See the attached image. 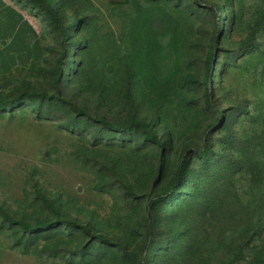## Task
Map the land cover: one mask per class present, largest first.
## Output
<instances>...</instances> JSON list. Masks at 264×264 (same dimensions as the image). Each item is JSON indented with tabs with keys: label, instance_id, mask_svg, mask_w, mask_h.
<instances>
[{
	"label": "rangeland",
	"instance_id": "rangeland-1",
	"mask_svg": "<svg viewBox=\"0 0 264 264\" xmlns=\"http://www.w3.org/2000/svg\"><path fill=\"white\" fill-rule=\"evenodd\" d=\"M2 1L32 41L0 57V96L19 99L0 109V207L53 224L28 233L0 215V264L264 256V0Z\"/></svg>",
	"mask_w": 264,
	"mask_h": 264
},
{
	"label": "trees",
	"instance_id": "trees-1",
	"mask_svg": "<svg viewBox=\"0 0 264 264\" xmlns=\"http://www.w3.org/2000/svg\"><path fill=\"white\" fill-rule=\"evenodd\" d=\"M43 8L46 11V16L49 18V20L51 21H58L59 20V7L58 5H43ZM208 97H210V92H207ZM19 100L18 98H15L14 100H9V99H4L0 96V109H4L7 107H10L12 105L13 102ZM72 106L73 109L77 110V111H81L80 109H78V107L75 104H70ZM220 121V116L217 118L216 122ZM106 127H108L110 130H123L128 128L127 125L125 124H117V123H110V122H105V121H101ZM134 125H137L139 127H142L143 131H144V136L147 139H150L154 142H156L159 146H161L162 142L161 140L152 132V130L150 128H148V126L144 123H134ZM192 150H190L191 152ZM189 152V153H190ZM212 153V150L208 147V144L204 145L203 149L200 150H194L193 154L198 158L201 159L202 161H206L208 159V157L210 156V154ZM189 166H190V157L188 154H186L180 165L177 168L176 174L174 176V179L172 180L171 184L168 187L167 193L170 194L172 193V191H175V189L184 181L186 180L187 176H188V172H189ZM156 207V203L150 202L149 204V209L150 211L154 210V208ZM51 210L53 212V214L55 215V220H58L59 216H60V212L58 210V208H56L55 206H51ZM0 215L4 216L5 219H7V221H9L12 224H16L18 226H20L22 228L23 231L28 232V233H33V232H39L42 231L44 229L49 228L53 222L52 221H48V220H40L37 221L34 224H30L24 220H20V219H13L11 217H9L6 212L0 207ZM150 225L148 228V235L149 237H153L154 236V229H155V219L150 217V221H149ZM124 256L126 258L129 259L131 264H144L147 260L146 256L143 257V259L140 262H137L135 260V257L133 254L125 252ZM249 264H264V256H259L257 258H255L254 260H252Z\"/></svg>",
	"mask_w": 264,
	"mask_h": 264
},
{
	"label": "crops",
	"instance_id": "crops-1",
	"mask_svg": "<svg viewBox=\"0 0 264 264\" xmlns=\"http://www.w3.org/2000/svg\"><path fill=\"white\" fill-rule=\"evenodd\" d=\"M8 39L11 45L4 47L0 44V57L9 58L11 51L24 52L31 46V34L28 25L21 15L11 6L0 0V42Z\"/></svg>",
	"mask_w": 264,
	"mask_h": 264
}]
</instances>
